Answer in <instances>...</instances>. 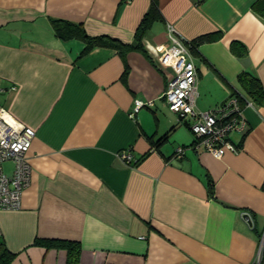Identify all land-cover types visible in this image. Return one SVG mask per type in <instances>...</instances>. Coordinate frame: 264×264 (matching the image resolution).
Masks as SVG:
<instances>
[{
    "label": "crops",
    "instance_id": "1",
    "mask_svg": "<svg viewBox=\"0 0 264 264\" xmlns=\"http://www.w3.org/2000/svg\"><path fill=\"white\" fill-rule=\"evenodd\" d=\"M255 1L157 0L161 18L144 35L146 52L123 57L103 45L82 53L85 42L57 37L52 19L132 44L152 0H0V105L35 131L21 207L0 210L11 264H67L65 249L35 243L51 238L78 241V264L255 263L264 235V106L240 104L245 126L229 134L234 150L216 158L192 134L194 120L169 110L163 94L175 71L157 53L173 27L197 68L196 111L236 96L243 71L264 85ZM206 34L219 36L191 46ZM235 41L244 56L231 50ZM135 99L151 105L135 112Z\"/></svg>",
    "mask_w": 264,
    "mask_h": 264
},
{
    "label": "built area",
    "instance_id": "2",
    "mask_svg": "<svg viewBox=\"0 0 264 264\" xmlns=\"http://www.w3.org/2000/svg\"><path fill=\"white\" fill-rule=\"evenodd\" d=\"M169 38L168 44L157 47L160 62L172 66L175 71L163 97L169 110L180 119L189 117L194 120L190 124L192 134L206 150L220 158L227 149L234 150L229 134L245 126L240 102L233 96L215 109L196 111V65L187 45L173 27H169ZM147 104L141 99H135L134 111ZM34 136L35 131L32 128L21 123L0 105V210H16L21 207L23 189L30 183L31 167L27 153ZM183 151L184 149L179 147L175 155L181 156ZM119 156L128 161L132 160L130 153L123 152ZM6 162H12L10 174L3 166ZM254 264H264V235Z\"/></svg>",
    "mask_w": 264,
    "mask_h": 264
},
{
    "label": "trees",
    "instance_id": "3",
    "mask_svg": "<svg viewBox=\"0 0 264 264\" xmlns=\"http://www.w3.org/2000/svg\"><path fill=\"white\" fill-rule=\"evenodd\" d=\"M255 9L262 17H264V0H256L253 4ZM161 18V13L158 7L157 0H152L148 11L143 16L135 33V42L132 44L124 43L119 39H115L106 35L102 36H90L85 31L82 23L73 22L61 18H53L51 23L57 37L63 40H70L74 38H80L85 42V47L82 53L87 52L91 48L99 45L116 47L121 55L124 57L126 53L133 49H139L146 52L143 43L144 35L149 27L156 20ZM219 36V35H218ZM214 34L202 35L192 41L190 44L195 48L199 43L204 41H210L218 37ZM231 50L237 56H244L246 53L245 47L239 42H233L231 44ZM239 89H235L233 94L236 95L240 104H244L247 101L252 102L257 106H264V85L261 80L247 71H243L237 78ZM212 180L209 181V193L214 195ZM35 243H40L46 247H55L65 249L67 251V264H78L80 245L76 240L70 239H39ZM15 257V253L9 251L3 242H0V264H11Z\"/></svg>",
    "mask_w": 264,
    "mask_h": 264
},
{
    "label": "water",
    "instance_id": "4",
    "mask_svg": "<svg viewBox=\"0 0 264 264\" xmlns=\"http://www.w3.org/2000/svg\"><path fill=\"white\" fill-rule=\"evenodd\" d=\"M242 218L246 221L248 226L253 227V219L250 213L248 212H243L242 213Z\"/></svg>",
    "mask_w": 264,
    "mask_h": 264
},
{
    "label": "rangeland",
    "instance_id": "5",
    "mask_svg": "<svg viewBox=\"0 0 264 264\" xmlns=\"http://www.w3.org/2000/svg\"><path fill=\"white\" fill-rule=\"evenodd\" d=\"M1 98H2V97H0V101H1ZM3 166H4L5 170H6V172L9 173L10 170H11V168H12V162H6V163H4ZM9 174H10V173H9Z\"/></svg>",
    "mask_w": 264,
    "mask_h": 264
}]
</instances>
